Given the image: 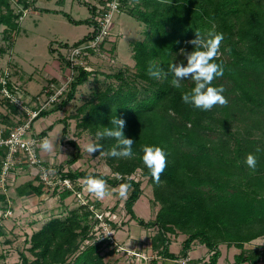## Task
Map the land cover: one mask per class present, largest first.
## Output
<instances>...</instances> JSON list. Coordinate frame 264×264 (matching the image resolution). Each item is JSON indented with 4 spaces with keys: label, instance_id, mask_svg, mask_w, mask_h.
Wrapping results in <instances>:
<instances>
[{
    "label": "trees",
    "instance_id": "16d2710c",
    "mask_svg": "<svg viewBox=\"0 0 264 264\" xmlns=\"http://www.w3.org/2000/svg\"><path fill=\"white\" fill-rule=\"evenodd\" d=\"M119 1L121 12L146 26L144 37L130 45L135 70L103 74L106 80L115 82L93 90L77 109L76 126L90 132L96 142L98 130L112 127L110 119L115 115L122 117L126 120V138L135 141V155L125 159L94 154L103 156L120 179L84 170L58 173L72 181L92 175L113 186L129 184L124 208L139 226L154 230L150 247L155 256L174 261L188 259V252L199 244L207 248V260L188 259V264H217L219 247L225 245L240 250L227 264H259L264 251L259 247L246 251L245 247L264 237V0H170L165 4L159 0ZM18 3L22 7L15 11L10 0H0V24L5 26L4 38L9 45L13 44L19 20L28 8L26 2ZM90 9L94 14L96 7ZM63 15L71 23L82 24ZM85 23L96 25L89 19ZM213 26L215 32L224 36L214 60L223 65L224 74L215 78L211 86L225 89L223 95L228 104L202 111L182 102V94L191 91L194 81L184 80L181 88H174L169 65L183 62L186 66L180 49L193 51V45L187 42L196 38L197 30L207 38ZM90 35L91 32L73 44ZM149 64L163 69L161 79L147 74ZM77 72L60 106H65L73 98L76 86L92 74L83 68ZM66 131L64 125L63 135ZM46 134L44 129L38 135L44 138ZM98 142L105 151L117 144L113 138ZM71 144L76 146L75 142ZM143 145L159 146L167 154L160 183L151 178L143 163ZM257 148L261 150L257 152ZM249 153L257 157L254 171L245 163ZM137 170L152 184V206H159L152 221L138 218L133 210L142 192L140 182L131 179ZM35 178L37 185L22 184L18 194L30 190L40 196L44 184L39 176ZM73 193L63 189L59 199L63 201ZM93 215L88 206L80 205L63 218L49 219L29 237L28 250L33 258L22 253L21 264H111L105 257L113 255L116 247L100 255L110 242L107 238L99 240L96 231H91L95 224L89 219ZM111 226L117 229V225ZM178 235H183L184 240L179 254H174L168 249L170 237Z\"/></svg>",
    "mask_w": 264,
    "mask_h": 264
},
{
    "label": "rangeland",
    "instance_id": "374dc122",
    "mask_svg": "<svg viewBox=\"0 0 264 264\" xmlns=\"http://www.w3.org/2000/svg\"><path fill=\"white\" fill-rule=\"evenodd\" d=\"M57 1L35 0V5L39 10L42 8L61 9L76 21L82 22V24L71 23L60 13L25 10L19 20L17 32L15 33L17 40L11 51V46L3 37V47L19 66L21 75L25 76L26 86L19 89V92L25 93L24 90L26 89L28 97L41 92L42 99L45 100L46 97L42 93L43 89L41 90L45 84V77L52 75V71L57 74H60L62 70L65 71V74L69 73L62 45L66 43L71 45L87 34L90 28L92 30V27L87 25L85 20H91L93 17L90 7L97 8L100 5V2L95 4L94 0H60V3H57ZM12 2L14 6L16 1L12 0ZM14 7L17 9L16 5ZM145 27L144 24L127 13L119 11L112 22L110 38L107 39L108 41L98 54L92 55L87 60L88 71H92L87 81L76 86L73 98L65 106H60L61 103L58 102L50 106L51 109L57 110H49L50 112L47 115L34 121V126L31 127L28 135H38L42 130L40 129L41 123L46 126L53 124L48 139L53 142L55 148L52 152H49L50 157L54 160L53 163H48L47 159L44 160V165L49 170L52 179L58 171L65 173L76 170H84L90 173L99 172L110 178H117V175L112 173L106 165L103 156L90 155L85 151L86 144L95 142V138L90 132L81 131L77 128L76 125L79 120L77 109L91 96L96 87H102L108 82H115V80H106L103 74H109L117 70H126L128 73L134 72V61L130 45L144 37ZM5 60L0 61L2 63L0 71L9 68V61L8 59ZM64 125L67 127L65 135L62 133ZM70 142H75L76 146H73ZM35 173L36 171L33 170L34 177H36ZM12 178L10 176L5 186L1 185L3 194L4 192L8 194V187L13 181ZM118 178L120 179V177ZM131 179L140 182L142 191L133 210L138 218L144 221H152L159 208L158 205L152 206V184L142 176L140 170L131 175ZM82 180L72 181L74 183V193L63 201L59 199V193L65 187L60 185L48 188L43 186V196H38L39 198L34 196V199L31 200L29 198L30 190L24 193L25 196L20 199L16 194H12L13 197H10L11 194H9V198H0V232L2 234L0 236V264H21L20 255L22 253L32 259V254L28 250L30 246L28 239L31 234L36 232L49 219L54 217L63 218L74 208L80 207L81 199L89 202L86 206L94 212L92 218L89 219V223L95 224L91 230L92 232L95 230L96 234H102L100 232L102 227L98 225V221L95 219V213L97 212L104 213L106 218L110 215L109 220L111 219V223L117 225V229L113 230L111 240H108L110 242L109 248H103L100 255L105 254L115 246L116 252L105 257L106 261L111 264H140L139 259L131 253L135 249L148 252L149 237L154 233V230L140 227L135 220L130 219L124 208V201L128 195L121 198L118 193L113 192L104 200H97L85 190ZM107 185L111 191L112 189H118L120 184L113 186L107 183ZM3 196L5 197V194ZM7 199H10L9 203ZM124 234H132V236H125ZM170 241L169 250L176 254L179 253L182 239L171 236ZM254 247H259L261 251H264V239L256 243L252 242L245 247V250L249 251ZM219 248L222 251V257L218 264H227L229 259L230 261L233 260L234 254L240 252L235 247L229 249L225 245H221ZM203 250L207 251L205 248ZM205 251L206 256L204 258L208 254ZM150 255L152 256L150 264H181L168 261L163 256L158 257L157 254L155 256V252L154 254L151 252ZM261 256L259 264H264V254Z\"/></svg>",
    "mask_w": 264,
    "mask_h": 264
},
{
    "label": "built area",
    "instance_id": "2783aa9c",
    "mask_svg": "<svg viewBox=\"0 0 264 264\" xmlns=\"http://www.w3.org/2000/svg\"><path fill=\"white\" fill-rule=\"evenodd\" d=\"M120 11L119 0H102L100 5L96 8L91 20L96 23L92 26L90 38L74 45L71 44L64 51V59L67 63L68 74L57 81H51L43 88L42 93L46 97L42 99L41 94L34 98L26 100L19 92V88L14 86L11 81L12 72L9 68L0 71V94L2 98L10 104L16 106L24 114L22 122L13 126L0 127V151L3 152L0 165V183L5 186L11 174L18 168L28 166L36 171L35 176H39L45 187L60 185L64 189L73 190L74 183L69 178H62L57 173L53 179L44 165V160L39 154L40 142L43 140L39 135H28L31 130V124L43 111L50 109V106L58 102H62L67 96L71 88V83L77 76V69L83 68L88 71V58L96 55L104 47L105 43L110 38L112 22L116 14ZM111 40V39H110ZM55 97V100L52 98ZM33 103L34 108L28 104ZM78 196L79 194L76 193ZM81 205H86L87 202L81 199ZM110 216V215H109ZM105 217L104 213H95V219L98 220L101 233L96 234L99 240H111L113 229L111 226V219ZM132 251V255L139 259L140 264H150L152 256L149 251H142V249ZM141 251V252H140ZM153 253V252H152ZM154 254V253H153ZM177 263L188 264V259L177 260Z\"/></svg>",
    "mask_w": 264,
    "mask_h": 264
},
{
    "label": "clouds",
    "instance_id": "9594fccd",
    "mask_svg": "<svg viewBox=\"0 0 264 264\" xmlns=\"http://www.w3.org/2000/svg\"><path fill=\"white\" fill-rule=\"evenodd\" d=\"M159 3H170V0H159ZM213 30L209 31L207 38L201 37L199 31H196V38L187 43L193 45L194 50L185 52L180 49V54L186 57V66L183 62L169 65V71L172 74L171 85L174 88H181L182 81L191 79L195 86L190 92L182 94V102L202 111H211L215 106H227L228 100L223 95L225 89L220 87H213L212 82L215 78L222 77L224 74L223 65L214 62L219 55V48L224 39L223 33H218ZM147 74L153 79H161L163 69L149 64ZM0 83H4L0 80ZM55 100V97L52 98ZM112 127H103L95 134L96 142H89L85 146V151L92 155L99 152L101 155L113 158L131 159L135 153L132 150L134 140L126 138L124 129L126 127V120L115 115L110 119ZM104 138H113L117 141L116 146L105 151L104 147L98 141ZM40 148L45 152H52L53 142L47 138L40 142ZM261 149L257 148V152ZM142 160L144 165L149 169L151 178L160 183L161 174L167 166V154L165 150L159 146H142ZM246 165L253 171L257 166V157L254 154H247L245 158ZM119 177V174H116ZM85 190L93 195L97 200H104L113 192L118 193L119 197L125 198L130 190V185L127 183L120 184L118 189L109 190L106 181L102 178H97L92 175L87 176L82 180Z\"/></svg>",
    "mask_w": 264,
    "mask_h": 264
},
{
    "label": "crops",
    "instance_id": "0c3cea01",
    "mask_svg": "<svg viewBox=\"0 0 264 264\" xmlns=\"http://www.w3.org/2000/svg\"><path fill=\"white\" fill-rule=\"evenodd\" d=\"M11 1V7L15 10V11H18L19 9H21V7H22V4L21 3H18V0H13L14 2L16 1V3H15V5L17 6V9H16V7H14L13 6V2H12V0H10ZM21 1H24V2H26L27 4H28V8H27V10H33V11H35V12H37V11H40V12H42V10H48L49 12H52V13H60V14H64V13H66L67 14V12H64L63 10H61V9H46V8H42V9H40L39 10V8L35 5V0H33V1H30V0H21ZM101 1L102 0H94V3L96 4L97 2H100L101 3ZM87 2V1H86ZM57 3H60V0H58L57 1ZM21 6V7H20ZM89 6H90V4H89ZM57 7V6H56ZM44 12V11H43ZM69 15V14H68ZM70 16V15H69ZM71 17V16H70ZM72 18V17H71ZM73 19V18H72ZM73 20H75V19H73ZM86 20H88V19H86ZM76 21V20H75ZM87 25H89L88 23H87ZM4 28H5V26L4 25H1L0 24V61L1 62H3L5 59L7 60L8 59V61H9V65H8V67H9V69L11 70V72H12V76H11V81H12V83H13V85L14 86H17L19 89H21V88H24L25 86H26V83H25V76H22L21 75V73H20V69H19V66L13 61V59L10 57L11 55H8V51H6L5 50V47H3V45H4V39H3V37H4V35H5V33L3 32V30H4ZM90 30H91V28H90ZM90 30L88 31V33L90 32ZM87 33V34H88ZM87 34H85L84 36H86ZM83 36V37H84ZM82 37V38H83ZM81 38V39H82ZM16 40H17V37L15 36V38H14V42H13V44L12 45H10L11 47H10V51L13 49V47H14V45H15V43H16ZM80 40V39H79ZM53 49V48H52ZM54 50V49H53ZM5 56V57H4ZM6 56H7V58H6ZM5 60V61H6ZM0 62V66L2 65V63ZM61 66H62V64H60ZM53 73H52V75H47L46 77H45V84L42 86V88H41V90L46 86V84H48L49 82H50V80L52 81V80H59V79H61V78H63V76L65 75V71L64 70H62L61 71V73L60 74H57V73H55L54 71H52ZM30 79V78H29ZM40 90V91H41ZM24 92L25 93H21L22 94V96L26 99V100H28L29 98H34L35 96H38L39 94H41V92L39 93V94H37V95H34V96H30V97H28L29 95H27L28 93H27V90L25 89L24 90ZM42 97V96H41ZM31 108H34V104L33 103H29L28 104ZM49 110H53V109H48V110H46V111H48V112H50ZM44 112V111H43ZM42 112V113H43ZM48 114V113H47ZM46 114V115H47ZM40 116V115H39ZM45 116V115H44ZM41 117H43V115L42 116H40V117H37L36 119H34L33 120V122H32V128H33V126H34V121L35 120H37L38 118H41ZM25 117H24V114H23V112L21 111V110H19L16 106H14V105H12V104H10L8 101H6V100H4L3 98H2V96H1V94H0V127L1 126H13V125H15V124H17V123H20V122H22L23 121V119H24ZM48 127H51V129L50 130H48L47 128ZM46 129V136L43 138V139H45V138H47L48 139V137H49V134H50V131L52 130V128H53V124H50L49 126H46V125H43V123H41V128L40 129H42L41 131H43L44 129ZM40 132V131H39ZM58 143V142H57ZM53 149H55L54 147H53ZM2 154H3V152L2 151H0V165H1V158H2ZM39 154H40V156L43 158V160H45V159H47V161H48V163L50 162V163H53L52 161L54 160V158H51L50 157V153L49 152H45V151H43L41 148L39 149ZM11 177H13L11 180H13V181H11V183H10V186L8 187V194L7 193H5L4 192V194H5V198H9L8 196H9V194H11L10 195V197H13L12 196V194H16V196H18L17 198L18 199H20V198H23L25 195H19L18 194V188H20V186L22 185V184H25V183H28V182H31L32 184H34V185H37L38 184V179L37 178H35L34 177V175H33V169L32 168H30V167H28V166H24V167H22V168H18L16 171H14L12 174H11ZM1 183H0V195L1 196H3L4 194H3V192L1 191ZM28 191H26L25 193H27ZM34 196L35 197H37V198H39L38 197V195H36V194H34L33 192H30V195H29V198H30V200L31 199H34ZM41 196H43V194H41L40 195V197ZM29 198H27V199H29ZM7 201H8V203L10 202V199H7ZM137 203V202H136ZM135 203V204H136ZM41 204H43V203H41ZM135 206V205H134ZM38 207H40V206H38ZM39 209V208H38ZM141 227V226H140ZM121 230V229H120ZM119 230V231H120ZM125 235V234H124ZM128 235H131L132 236V234H126L125 236H128ZM152 236V235H151ZM151 236L149 237V241H148V244H149V251H151L150 249H151V247H150V239H151ZM174 237V236H173ZM181 238L182 239V241L184 240V236L183 235H178V236H175L174 238ZM262 239H264V237H260V238H258V239H256V240H254L253 242H257V241H260V240H262ZM171 240H173V239H171ZM182 241H181V243H182ZM171 243V242H170ZM169 247H170V245H169ZM203 248H205L203 245H199V244H196V245H194L193 247H192V249L188 252V259L189 260H191V262L192 261H196V260H200V259H202V260H207V258H208V254H207V257H205L204 258V256H206V254H204V251L205 250H203ZM232 248V247H231ZM169 249V248H168ZM206 250H207V248H205ZM230 249V248H229ZM170 251V250H169ZM221 251V250H220ZM171 252V251H170ZM180 252V251H179ZM171 253H173V252H171ZM205 253H208V250L207 251H205ZM174 254H176V253H174ZM177 254H179V253H177ZM235 255V254H234ZM222 257V251H221V256H220V258ZM234 257V256H233ZM200 258V259H199ZM220 258H219V260H220ZM219 260H218V262H219ZM168 261H171V262H174V260H171V259H168ZM176 262V261H175ZM174 262V263H175ZM218 262H217V264H218ZM230 262H233V260L232 261H230V259L227 261V263H230ZM248 264V263H247Z\"/></svg>",
    "mask_w": 264,
    "mask_h": 264
}]
</instances>
